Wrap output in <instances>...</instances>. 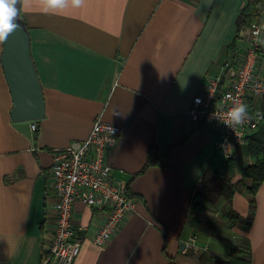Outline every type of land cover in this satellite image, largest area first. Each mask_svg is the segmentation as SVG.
<instances>
[{
  "label": "crops",
  "instance_id": "1",
  "mask_svg": "<svg viewBox=\"0 0 264 264\" xmlns=\"http://www.w3.org/2000/svg\"><path fill=\"white\" fill-rule=\"evenodd\" d=\"M246 2L84 0L45 13L42 0H30L22 8L45 112L36 132L30 121L11 120L0 60V264H41L43 236L54 226L47 192L52 152L84 139L98 117L123 128L105 157L134 206L104 245L77 231L81 246L73 264H168L171 257L174 264H211L234 237L248 240L250 264H264V180L253 210L244 190L231 197L234 212L252 214L245 230L230 226L224 198L207 203L211 225L193 222L188 209L199 178L224 160L214 130L188 110L207 78L247 47L238 37L236 52L226 48ZM258 23L264 30V7ZM153 146L160 155L147 164ZM240 178L237 173L231 180ZM104 217L103 210L73 204L75 228L90 231Z\"/></svg>",
  "mask_w": 264,
  "mask_h": 264
},
{
  "label": "built area",
  "instance_id": "2",
  "mask_svg": "<svg viewBox=\"0 0 264 264\" xmlns=\"http://www.w3.org/2000/svg\"><path fill=\"white\" fill-rule=\"evenodd\" d=\"M263 31L258 22L239 31L238 37L248 42L243 54L223 61L220 71L210 75L193 97L188 110L189 116L214 130L215 150L224 159L241 151L264 119V75L259 71L258 53L262 45L257 42ZM229 95L248 105L249 118L242 125L229 126ZM29 127L36 132V120L30 121ZM122 131V126L98 117L84 139L53 150L47 192L54 200L55 227L43 236L41 264H73L81 246L77 231L87 233L93 244L104 245L133 210L134 201L124 180L113 175L105 157ZM76 201L103 210V221L90 231L83 225L75 228L72 214Z\"/></svg>",
  "mask_w": 264,
  "mask_h": 264
},
{
  "label": "trees",
  "instance_id": "3",
  "mask_svg": "<svg viewBox=\"0 0 264 264\" xmlns=\"http://www.w3.org/2000/svg\"><path fill=\"white\" fill-rule=\"evenodd\" d=\"M263 7L264 0H247L246 5L236 17L235 35L226 47L229 51L236 52L239 31L252 23L259 22ZM20 18L24 21L22 12ZM258 53L264 56L263 46L259 48ZM246 148L247 151L241 150L234 156L224 159L218 169H206L199 178L191 192L188 207L189 216L193 222L211 225L215 217L209 214L207 203L213 204L220 198H224L222 212L230 226H237L242 230L250 226L252 214L246 218L241 217L230 208V201L235 190L241 189L247 195L249 207L252 210L255 208L256 193L264 180V119L248 137ZM159 155L158 150L154 146L151 147L148 151L147 164L155 163ZM237 173H240L241 178L233 183L231 178ZM245 179L251 180L250 185H245ZM232 242L234 244L228 252L223 257L214 259L211 264H250L248 240L243 237H234ZM168 264H174L172 257Z\"/></svg>",
  "mask_w": 264,
  "mask_h": 264
},
{
  "label": "water",
  "instance_id": "4",
  "mask_svg": "<svg viewBox=\"0 0 264 264\" xmlns=\"http://www.w3.org/2000/svg\"><path fill=\"white\" fill-rule=\"evenodd\" d=\"M8 37L2 47L1 65L12 98L9 111L13 122L38 120L44 116L42 88L30 53V36L25 22ZM185 243L180 242V249Z\"/></svg>",
  "mask_w": 264,
  "mask_h": 264
},
{
  "label": "clouds",
  "instance_id": "5",
  "mask_svg": "<svg viewBox=\"0 0 264 264\" xmlns=\"http://www.w3.org/2000/svg\"><path fill=\"white\" fill-rule=\"evenodd\" d=\"M84 0H42L43 12L62 11L69 6L80 7ZM30 0H0V45L5 44L10 34L18 30L21 25L15 21L21 15V9L28 7ZM259 34V30L256 33ZM264 46V41H257ZM226 99L232 101L227 115L229 126L242 125L248 118V105L242 101L234 100L230 95Z\"/></svg>",
  "mask_w": 264,
  "mask_h": 264
},
{
  "label": "rangeland",
  "instance_id": "6",
  "mask_svg": "<svg viewBox=\"0 0 264 264\" xmlns=\"http://www.w3.org/2000/svg\"><path fill=\"white\" fill-rule=\"evenodd\" d=\"M264 59H262V64H260V72L262 74H264V62H263ZM32 121H35V120H31ZM104 121V120H103ZM94 122V121H93ZM106 122V121H105ZM92 127V126H91ZM31 130V129H30ZM243 151H245V147L242 149ZM220 162V158L218 157L217 159L214 160L213 162V166H217V164H219ZM53 223H54V226L53 228L55 227V219L53 220ZM74 224V223H73ZM42 246H43V242H42ZM42 259H43V247H42V258H41V262H42Z\"/></svg>",
  "mask_w": 264,
  "mask_h": 264
}]
</instances>
